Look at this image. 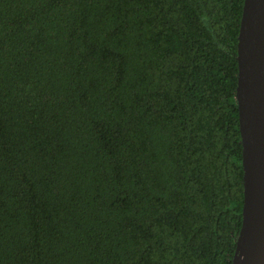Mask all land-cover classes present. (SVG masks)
I'll use <instances>...</instances> for the list:
<instances>
[{"label": "trees", "instance_id": "trees-1", "mask_svg": "<svg viewBox=\"0 0 264 264\" xmlns=\"http://www.w3.org/2000/svg\"><path fill=\"white\" fill-rule=\"evenodd\" d=\"M245 0H0V264H233Z\"/></svg>", "mask_w": 264, "mask_h": 264}, {"label": "water", "instance_id": "water-1", "mask_svg": "<svg viewBox=\"0 0 264 264\" xmlns=\"http://www.w3.org/2000/svg\"><path fill=\"white\" fill-rule=\"evenodd\" d=\"M237 60L244 201L233 264H264V0L244 2Z\"/></svg>", "mask_w": 264, "mask_h": 264}]
</instances>
